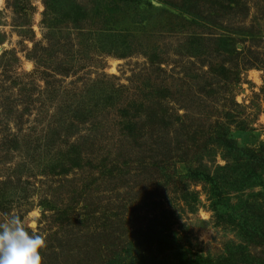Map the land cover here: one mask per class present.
Segmentation results:
<instances>
[{
    "label": "rangeland",
    "instance_id": "obj_1",
    "mask_svg": "<svg viewBox=\"0 0 264 264\" xmlns=\"http://www.w3.org/2000/svg\"><path fill=\"white\" fill-rule=\"evenodd\" d=\"M11 213L44 264H264V0H0Z\"/></svg>",
    "mask_w": 264,
    "mask_h": 264
},
{
    "label": "clouds",
    "instance_id": "obj_2",
    "mask_svg": "<svg viewBox=\"0 0 264 264\" xmlns=\"http://www.w3.org/2000/svg\"><path fill=\"white\" fill-rule=\"evenodd\" d=\"M212 236L211 230L205 229L200 240L207 245ZM46 248V237L29 232L19 215L11 213L0 216V264H44L43 252Z\"/></svg>",
    "mask_w": 264,
    "mask_h": 264
}]
</instances>
